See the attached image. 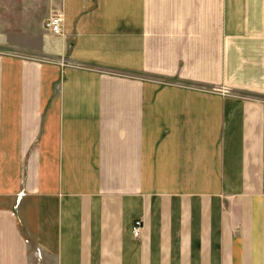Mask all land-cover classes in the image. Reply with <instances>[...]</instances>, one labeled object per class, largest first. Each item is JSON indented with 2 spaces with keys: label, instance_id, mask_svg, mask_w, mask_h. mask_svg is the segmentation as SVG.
<instances>
[{
  "label": "crops",
  "instance_id": "0c3cea01",
  "mask_svg": "<svg viewBox=\"0 0 264 264\" xmlns=\"http://www.w3.org/2000/svg\"><path fill=\"white\" fill-rule=\"evenodd\" d=\"M59 15L0 54V264H264V0Z\"/></svg>",
  "mask_w": 264,
  "mask_h": 264
},
{
  "label": "rangeland",
  "instance_id": "374dc122",
  "mask_svg": "<svg viewBox=\"0 0 264 264\" xmlns=\"http://www.w3.org/2000/svg\"><path fill=\"white\" fill-rule=\"evenodd\" d=\"M61 0H0V54L41 57L46 23Z\"/></svg>",
  "mask_w": 264,
  "mask_h": 264
},
{
  "label": "built area",
  "instance_id": "2783aa9c",
  "mask_svg": "<svg viewBox=\"0 0 264 264\" xmlns=\"http://www.w3.org/2000/svg\"><path fill=\"white\" fill-rule=\"evenodd\" d=\"M62 17L59 14L53 15L46 23V29L54 35H58L61 32ZM142 223L137 222L134 226V236L139 237L141 234Z\"/></svg>",
  "mask_w": 264,
  "mask_h": 264
}]
</instances>
